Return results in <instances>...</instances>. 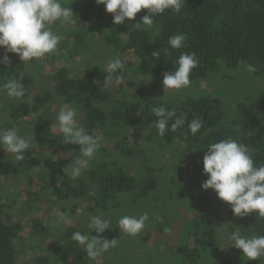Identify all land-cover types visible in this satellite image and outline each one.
I'll use <instances>...</instances> for the list:
<instances>
[{
	"label": "trees",
	"instance_id": "16d2710c",
	"mask_svg": "<svg viewBox=\"0 0 264 264\" xmlns=\"http://www.w3.org/2000/svg\"><path fill=\"white\" fill-rule=\"evenodd\" d=\"M65 2L76 23L61 29L58 24L52 26L63 37L57 52L68 60L78 57L89 64L81 71L69 65L56 68L48 76L51 89L39 91L30 66L0 48V59L7 54L11 60L7 66L0 64V85L14 77L27 89L19 103L10 106L5 129L16 127L24 133L27 117L68 104L77 108L79 121L90 134L104 137L103 146L90 170L75 180L63 169L79 155L78 146L65 145L61 138L34 144L21 162L0 151V264H23L34 250V264H91L71 236L77 230L88 231L89 217L99 213L112 221L102 238L118 239L103 255L107 264H264V258L247 261L241 250L231 248L228 239L235 227L244 225L242 231L264 235V218L253 212L241 224L230 205L220 201L214 191L201 188L207 179L203 157L209 143L235 138L255 150L257 165L264 164V100L257 109L239 103L230 113L217 98L173 103L153 97L150 88L140 84L174 72L182 52L194 53L199 62L191 82L201 83L249 65L255 69L250 71L255 78H264V0H185L179 13L167 11L153 17L151 30L132 27L147 14L145 9L135 20L115 25L113 15L96 0ZM180 33L187 37L185 46L171 49L168 38ZM161 49L160 58L154 59L152 53ZM112 51L126 56L124 79L118 86H105L106 64L90 60L106 59L107 63L114 57ZM131 65L135 79L129 75ZM0 93L7 96L6 90ZM160 104L188 118L178 132L166 131L163 142L154 125L150 128L157 122L151 110ZM194 116L201 117L204 124L193 136L187 124ZM20 175L27 182L24 202L16 204L1 182ZM53 205L58 206V213L69 214L74 226L46 229L42 216L34 217L39 206L51 209ZM187 206L194 215L186 222L182 212ZM145 212L149 220L140 235L120 232L116 223L121 216L138 217ZM27 215L33 219L24 221ZM176 224L181 225L179 230ZM91 235L97 234L93 231Z\"/></svg>",
	"mask_w": 264,
	"mask_h": 264
},
{
	"label": "clouds",
	"instance_id": "9594fccd",
	"mask_svg": "<svg viewBox=\"0 0 264 264\" xmlns=\"http://www.w3.org/2000/svg\"><path fill=\"white\" fill-rule=\"evenodd\" d=\"M96 3L104 5L106 12L113 15L115 25L135 20L137 13L145 9L147 14L132 27L151 30L155 23L153 17L161 16L167 11L179 13L185 0H96ZM75 23L73 11L70 6H66L64 0H0V48L6 53L16 54L23 64L31 66L57 52L63 37L59 32L53 31V25L70 26ZM186 39L183 33L172 35L168 38V45L171 49L178 50L185 46ZM162 51L163 49L153 52L152 57L158 60ZM10 63L7 54L0 59V64L7 66ZM198 64L194 53L182 52L175 61V71L164 73L162 84L165 92L171 90L179 93L189 88L190 76ZM124 68L125 62L119 56L109 59L105 65L108 75L104 77V85H120L124 79ZM247 70L255 71L251 65ZM0 90H6L7 96L13 100H21L27 91L22 80L14 77L0 85ZM151 111L157 122L150 125V128L154 125L158 136L162 138L166 131L178 132L188 119L186 114L169 110L165 104L155 106ZM203 124L201 117L194 116L187 124L188 132L196 135ZM50 130L59 133L63 144L78 146L79 155H75L63 171L73 180L82 177L90 170L91 162L103 146L104 137L90 134L79 121L77 108L68 104L60 106L55 124H52ZM34 142L33 135L21 134L16 127H0V151L10 154L15 162L26 159L25 154L34 146ZM254 152L249 145L228 137L209 143L203 157V174L207 179L201 185L202 190L214 191L220 201L231 206V211L237 218L253 212L264 218V164L255 163ZM148 220L147 212L138 217L123 215L116 225L120 232L136 237L144 231ZM70 226H74L73 219L64 212H59L51 225L53 230L68 229ZM111 227V219L103 213L92 215L88 219V231L83 234L80 230L75 231L71 241L75 242L76 247L86 251L90 262H95L118 244V239L109 241L102 238V234ZM93 231L96 236L91 235ZM248 232L249 230L242 231L235 227L228 239L231 241V248L242 251L243 258L258 262L264 258V235H249Z\"/></svg>",
	"mask_w": 264,
	"mask_h": 264
},
{
	"label": "rangeland",
	"instance_id": "374dc122",
	"mask_svg": "<svg viewBox=\"0 0 264 264\" xmlns=\"http://www.w3.org/2000/svg\"><path fill=\"white\" fill-rule=\"evenodd\" d=\"M68 2V1H67ZM65 2V4L67 3ZM62 26L58 24L57 28L61 29ZM99 50H97L93 56H95ZM112 54L114 55L113 51ZM119 56L121 59L126 61V56L124 58L121 55H114V57ZM113 57V58H114ZM85 59L75 58L72 59V56L68 60V57L59 54L58 52L48 55L39 61H33V65L30 66L31 72L34 74L36 82H37V90L44 91L45 89H51V83L48 79V76L51 72H53L56 68L69 65V68H86L89 63L88 60L84 62ZM93 64L95 61H101L103 65L106 64V59L104 60H90ZM127 62V61H126ZM80 64L82 66H80ZM79 71V72H80ZM129 75L135 79V70L133 66L129 68ZM163 76L152 79L147 78L140 81V84L143 83L145 86L150 88V94L157 99L167 100L170 99L173 103L181 102L187 98H197V97H209V98H217L222 101L226 110L232 113L239 103L246 104L255 109L259 108L264 100V78H255L253 74L247 70V68L243 67L237 70L227 71L221 74H216L214 76L209 77L206 81L203 82H191V85L186 90L182 92L168 91L165 92V89L162 84ZM18 100H13L8 96H5L0 93V127L5 128V126L10 122V106L18 104ZM60 106L53 107L47 114L38 113L31 117H27L25 120V130L24 133L21 134H29L34 137V144H42L48 139L58 138V132H51L52 124H55L56 113L59 111ZM141 131L138 133L140 134ZM142 135V134H140ZM162 142L163 138L160 137ZM163 145V144H161ZM164 147V146H163ZM27 177L24 175H20L17 178H14L10 181L3 180L1 182V186L5 194L8 196L9 200L15 202L16 204H22L24 202V195L22 194L23 189L26 186ZM49 206H39L33 212L35 218V214L37 216H42L41 219L46 226V229H50L51 225L57 219V209L58 206L53 205L50 208ZM187 210L184 209L182 212V219L185 217L187 221H190L193 218L194 212L190 207L187 206ZM32 217V218H31ZM159 218V217H157ZM33 219V216L27 215L24 217V221H30ZM242 222L245 221V218H241ZM176 229H180V224H176ZM186 226V225H185ZM244 225L241 228H245ZM186 229V228H184ZM109 231V230H107ZM30 234L29 231L26 232V236ZM247 234L250 235L248 232ZM152 242L155 243V237H153ZM128 244V242H126ZM50 244V243H49ZM48 244V245H49ZM32 245V243H30ZM44 248L46 245L43 246ZM35 252V250H34ZM29 253L23 264H34L35 253ZM91 264H107V258L102 256L98 258L95 262H91Z\"/></svg>",
	"mask_w": 264,
	"mask_h": 264
}]
</instances>
